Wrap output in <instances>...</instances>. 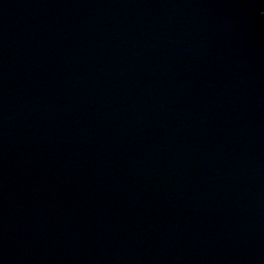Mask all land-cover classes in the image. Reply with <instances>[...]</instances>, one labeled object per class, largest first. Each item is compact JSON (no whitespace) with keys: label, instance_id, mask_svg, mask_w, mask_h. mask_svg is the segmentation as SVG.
<instances>
[{"label":"water","instance_id":"water-1","mask_svg":"<svg viewBox=\"0 0 264 264\" xmlns=\"http://www.w3.org/2000/svg\"><path fill=\"white\" fill-rule=\"evenodd\" d=\"M0 264H264V0H0Z\"/></svg>","mask_w":264,"mask_h":264}]
</instances>
